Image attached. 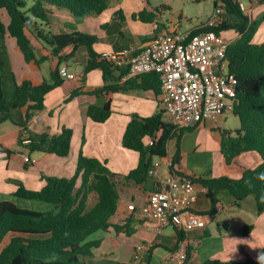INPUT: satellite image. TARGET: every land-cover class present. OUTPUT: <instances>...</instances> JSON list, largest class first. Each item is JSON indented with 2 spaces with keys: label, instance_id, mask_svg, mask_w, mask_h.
<instances>
[{
  "label": "crops",
  "instance_id": "crops-1",
  "mask_svg": "<svg viewBox=\"0 0 264 264\" xmlns=\"http://www.w3.org/2000/svg\"><path fill=\"white\" fill-rule=\"evenodd\" d=\"M203 2L212 5V9L206 20L198 26L188 25L183 28L182 23H165L158 4L150 0H113L102 14L84 19H77L68 11L54 9L50 29L54 33H70L76 29L80 33L96 36L99 42L93 49L101 57L103 53L120 52L130 47L141 49L165 33L185 35L203 29L216 7L222 6L220 0ZM248 2L244 14L251 22L261 21L264 17V0ZM143 11L154 17L151 22L133 19L134 15ZM224 19L231 24L239 21L235 22L228 16ZM0 23L5 28L10 24L5 10L0 11ZM42 29L46 33L49 31L48 28ZM221 35L230 44L240 39L234 30ZM30 38L36 57L46 59L38 71H33L26 63L16 39L0 31V71L7 100L14 98L16 86L22 84L26 77L40 84L50 81L52 72L58 68H67L70 73H78L79 77L75 81L63 79V83L46 96L44 109L31 112L32 118L29 121L26 120V109H16L12 112L11 120L0 123V203L10 201L21 209L37 212L53 210V205L20 199L14 193L20 184L32 191L41 190L45 186L44 177L72 178L77 170L79 156L83 153L89 159L107 164L120 195L118 209L111 222L120 226L129 223V228L133 230L131 235L117 233L112 228L92 235L89 241L97 242L99 246L93 249V257L88 258L86 264H180L176 253L183 244L191 251L192 264H203L208 260L245 262L258 259L264 250V214H258L254 196H249L237 205L230 193L218 192L217 214L215 217L206 216L205 229L187 232L183 238L174 227L158 233L155 223L144 218L141 213L149 195L155 190L154 180L149 177L143 184L126 180V176L138 167L140 156L124 148L123 139L129 124L136 117L147 119L163 111V121L172 124L171 117L165 113L161 104L160 95L141 89L94 95L96 90L106 85L123 86L131 78L120 79L121 73L114 72V79L106 83L101 69L85 72L90 61L86 47H80L75 52L73 48H66L60 53L63 58L60 64L59 58L53 56L46 43L32 35ZM252 43L264 45V20ZM74 93L77 94L70 99ZM109 101L112 116L107 122L99 124L88 117L90 106L103 107ZM224 122L225 116L217 125L204 122L182 135L179 143L182 156L179 169L183 175L207 179L227 176L237 180L246 170L255 169L262 163L260 156L251 152L241 155L229 166L225 164L221 143L223 133L228 130L224 128ZM63 129L73 131L68 157L29 151L30 142L39 141L43 135L50 138L58 136ZM177 138L175 136L169 142L167 157L152 160L151 168L158 169L162 176L171 174V159L177 152ZM81 184L82 179H79L77 187ZM196 193L198 199L195 211H209L211 201L208 193L198 184ZM130 207H134V210ZM246 227H251V230L244 235ZM142 245L148 246L149 251L138 255L137 248Z\"/></svg>",
  "mask_w": 264,
  "mask_h": 264
},
{
  "label": "trees",
  "instance_id": "trees-1",
  "mask_svg": "<svg viewBox=\"0 0 264 264\" xmlns=\"http://www.w3.org/2000/svg\"><path fill=\"white\" fill-rule=\"evenodd\" d=\"M113 0H0V11L5 10L10 24L5 28L0 23V31L6 32L17 41L18 49L24 55L26 63L33 71L40 70L46 59H38L35 55L32 35L51 49L54 57L61 62L60 53L66 48L74 52L86 47L90 61L86 73L101 69L104 81H111L114 72H120L101 60L93 46L99 42L96 36L87 35L73 29L70 33H54L50 29L54 9L68 11L77 19L90 15H100L108 9ZM224 11L239 20L231 24L225 21L215 29H199L192 32L191 37L203 32L213 31L222 34L234 30L240 39L231 44L228 52L229 72L237 81L234 115L239 119L240 127L223 133L221 154L226 165L233 164L241 155L254 152L262 163L255 169L246 170L240 179L227 176L218 178L191 177L208 193L211 209L201 213L215 217L219 199L217 193L227 191L235 199L237 205L249 196H254L259 215L264 214V45H254L252 39L261 21L251 22L239 8L237 0H220ZM217 6V3H216ZM149 16V17H148ZM152 15L143 11L133 16L134 20L145 23L152 21ZM48 28L46 33L42 28ZM30 34V35H29ZM59 69L51 74V80L40 84L26 77L22 84L16 86L15 96L7 100L2 87L0 71V123L12 119L16 109L27 110L26 120L32 118L31 112L42 111L46 96L63 83ZM125 76L121 73L120 79ZM132 89L153 91L161 94V81L157 74H148L139 78H131L123 86H104L96 90L94 95L102 93L126 92ZM77 93H74L72 99ZM112 116L110 101L103 107L90 106L88 117L102 124ZM190 129L177 130L172 124L163 121V111L147 118L138 117L129 124L123 139L124 148L139 154L138 167L127 176V181L143 184L149 179V170L153 158L168 156L169 142L177 138V152L171 159V174L183 175L179 169L182 156L180 138ZM73 131L63 129L54 137L43 135L39 141L30 142V152H45L66 158L71 153ZM153 139V145L150 141ZM146 140L148 142L146 143ZM79 179L82 184L77 187ZM45 186L39 191H32L19 185L14 196L24 200L40 201L53 205L48 212H37L17 207L10 201L0 203V264H86L93 257V249L99 246L90 242L92 235L100 231L114 229L117 233L131 235L133 230L129 223L115 225L111 219L115 216L120 195L114 176L107 167L95 159L80 154L75 175L70 178L44 177ZM95 195L97 202L90 206V196ZM251 227H246L247 235ZM183 238V234L180 233ZM9 239L7 244H4ZM264 252V250H263ZM191 251L188 249L184 264H192ZM203 264H260L257 260L245 262H223L208 260Z\"/></svg>",
  "mask_w": 264,
  "mask_h": 264
},
{
  "label": "built area",
  "instance_id": "built-area-1",
  "mask_svg": "<svg viewBox=\"0 0 264 264\" xmlns=\"http://www.w3.org/2000/svg\"><path fill=\"white\" fill-rule=\"evenodd\" d=\"M240 10L247 11L242 0ZM223 6L216 7L203 29H215L225 22ZM230 42L213 31L191 34L165 33L143 48L130 47L120 52H106L101 60L125 73L123 78H139L157 74L161 81L160 100L165 113L171 117L175 129H190L204 122L219 124L226 114L234 113L237 81L229 72L227 52ZM64 80L75 81L78 73L59 69ZM153 139L150 145H153ZM29 144V142H26ZM155 190L142 207L144 218L156 225L162 233L169 227L185 234L207 227V218L195 211L196 186L191 176L168 174L158 169L149 170ZM134 210V207H130ZM146 245L137 248V254L148 252ZM188 248L182 245L176 253L180 264L187 258Z\"/></svg>",
  "mask_w": 264,
  "mask_h": 264
},
{
  "label": "rangeland",
  "instance_id": "rangeland-1",
  "mask_svg": "<svg viewBox=\"0 0 264 264\" xmlns=\"http://www.w3.org/2000/svg\"><path fill=\"white\" fill-rule=\"evenodd\" d=\"M150 2L158 4V10L165 23H182L183 28H186L188 25H201L212 9V5L206 4L203 0H150ZM200 2L202 4H199ZM244 4L248 6V0H244ZM165 6H168V9H165ZM226 16L235 22L238 21L236 16L225 15L224 17L226 18ZM223 126L226 130L234 132L240 127L239 119L233 113L226 114ZM96 198V196H92L90 206L95 203Z\"/></svg>",
  "mask_w": 264,
  "mask_h": 264
},
{
  "label": "clouds",
  "instance_id": "clouds-1",
  "mask_svg": "<svg viewBox=\"0 0 264 264\" xmlns=\"http://www.w3.org/2000/svg\"><path fill=\"white\" fill-rule=\"evenodd\" d=\"M258 260L260 261V264H264V252H262V253L258 256Z\"/></svg>",
  "mask_w": 264,
  "mask_h": 264
}]
</instances>
